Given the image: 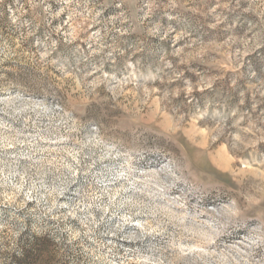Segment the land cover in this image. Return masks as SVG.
Here are the masks:
<instances>
[{"label": "rangeland", "instance_id": "1", "mask_svg": "<svg viewBox=\"0 0 264 264\" xmlns=\"http://www.w3.org/2000/svg\"><path fill=\"white\" fill-rule=\"evenodd\" d=\"M0 264H264V0H0Z\"/></svg>", "mask_w": 264, "mask_h": 264}]
</instances>
